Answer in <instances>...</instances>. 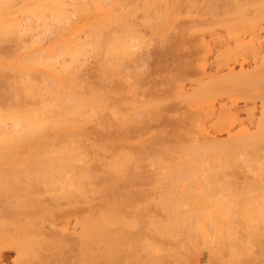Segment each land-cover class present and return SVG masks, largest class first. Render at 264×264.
<instances>
[{"label": "bare ground", "instance_id": "6f19581e", "mask_svg": "<svg viewBox=\"0 0 264 264\" xmlns=\"http://www.w3.org/2000/svg\"><path fill=\"white\" fill-rule=\"evenodd\" d=\"M176 237L264 264V0H0V264Z\"/></svg>", "mask_w": 264, "mask_h": 264}, {"label": "rangeland", "instance_id": "374dc122", "mask_svg": "<svg viewBox=\"0 0 264 264\" xmlns=\"http://www.w3.org/2000/svg\"><path fill=\"white\" fill-rule=\"evenodd\" d=\"M150 49V48H149ZM184 235V234H183ZM184 243L186 246L189 245L186 240H181V242H178V237H176L174 240H165L163 243V246L161 249H166L165 252H175L177 253V259L173 260V264H189V261L185 258L186 254H189V252L186 249H183L179 247V244ZM206 253V247L203 244H199L196 248V254L197 257L201 259V261L204 263V257ZM9 254H13L12 252H9Z\"/></svg>", "mask_w": 264, "mask_h": 264}]
</instances>
